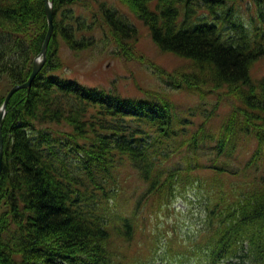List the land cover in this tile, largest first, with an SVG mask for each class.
<instances>
[{
  "label": "trees",
  "instance_id": "1",
  "mask_svg": "<svg viewBox=\"0 0 264 264\" xmlns=\"http://www.w3.org/2000/svg\"><path fill=\"white\" fill-rule=\"evenodd\" d=\"M52 1L45 65L12 97L2 126L0 264H116L115 239L133 241L146 207L161 211L190 192L204 214L207 264H264V74L252 72L264 58V0H119L161 51L192 64L174 72L154 64L170 86L146 98L55 74L61 43L94 47L84 32L99 23L136 59L139 29L107 3ZM48 30L44 0H0V83L9 91L31 77ZM173 87L218 102L183 111ZM223 95L228 115L216 123ZM126 166L144 191L122 216L115 207Z\"/></svg>",
  "mask_w": 264,
  "mask_h": 264
},
{
  "label": "rangeland",
  "instance_id": "2",
  "mask_svg": "<svg viewBox=\"0 0 264 264\" xmlns=\"http://www.w3.org/2000/svg\"><path fill=\"white\" fill-rule=\"evenodd\" d=\"M94 1L96 7L107 3L108 6L119 8L131 24L137 25L139 37L137 42L134 41L133 46L138 57L133 59L122 55L107 29L104 26L101 27L99 23L94 30L84 32L86 38H96L94 47L74 52L61 43L59 52L63 66L55 74L65 79L78 81L90 88L96 87L118 94L124 98H146L151 91L166 92L170 86L169 80L160 77L154 64L160 65L168 72L191 68L192 64L188 60L161 51L153 41L149 29L119 0ZM87 13L85 10H79L78 15L84 19L88 16ZM242 13L249 17L245 6H242ZM89 18L91 21L92 18ZM140 57L143 60H139ZM252 72L255 78L264 74V58L256 63ZM223 90L227 91L226 88ZM8 91L7 84L0 83V100L9 94ZM169 93L171 101L183 111L195 107H216L215 104L218 102V96H209L201 102L196 94L188 92L185 88L175 89L173 87ZM226 103L229 102L223 95L219 106L221 107L219 117L222 118H218L216 123H221L223 117L228 115L229 104ZM121 177L123 185L115 209L121 213L120 215L127 216L131 215L137 206V200L144 191V184L137 172L130 166L123 168ZM185 194L186 197H180L171 207H166L161 211L156 210V207H146L137 220L138 227L133 241L128 244L121 238L115 239V245H119L118 253L115 254V263L207 264V255L203 251L205 244L201 235L204 214L198 201L199 198L192 192ZM117 219L118 217L115 221Z\"/></svg>",
  "mask_w": 264,
  "mask_h": 264
},
{
  "label": "water",
  "instance_id": "3",
  "mask_svg": "<svg viewBox=\"0 0 264 264\" xmlns=\"http://www.w3.org/2000/svg\"><path fill=\"white\" fill-rule=\"evenodd\" d=\"M45 1V7H46V14H47V20H48V26H49V30H48V34L47 37L45 39L41 54L38 56V58L35 60L34 63V67H33V71L31 74V77L29 78V80L21 85H15L11 91L9 92V94L7 95L4 104L2 105L1 109H0V176L2 173V169H3V157H4V153H3V139H2V126H3V121L4 118L6 116L7 113V107L8 104L10 102V100L12 99V97L19 91L22 89H27L32 87L34 81L36 80V78L38 77V75L40 74V72L42 71L45 62H46V58H47V50L49 47V44L52 40V37L55 33V17H54V9H53V3L51 0H44Z\"/></svg>",
  "mask_w": 264,
  "mask_h": 264
}]
</instances>
